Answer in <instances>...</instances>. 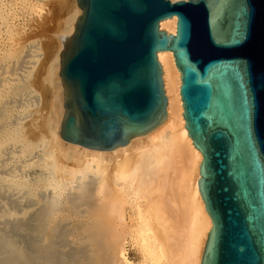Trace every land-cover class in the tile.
Listing matches in <instances>:
<instances>
[{
    "label": "water",
    "instance_id": "1",
    "mask_svg": "<svg viewBox=\"0 0 264 264\" xmlns=\"http://www.w3.org/2000/svg\"><path fill=\"white\" fill-rule=\"evenodd\" d=\"M61 53L60 138L110 152L167 117L160 52L181 74L212 226L201 264H264V0H77ZM176 17V32L160 29Z\"/></svg>",
    "mask_w": 264,
    "mask_h": 264
},
{
    "label": "bare ground",
    "instance_id": "2",
    "mask_svg": "<svg viewBox=\"0 0 264 264\" xmlns=\"http://www.w3.org/2000/svg\"><path fill=\"white\" fill-rule=\"evenodd\" d=\"M75 2L76 12L65 23L66 26L62 29L65 33L58 40L61 48L56 55L52 54L53 51L50 54L53 55V62L51 68L48 67L51 69L48 71L50 77L46 80H49L55 92L52 93L55 99L51 95V102L53 99L55 107L52 105V115L44 121L42 127L45 126L47 135H53L52 140L44 133L37 137L38 141L34 137L37 142L32 141L25 133L24 125H19L17 131L13 129L15 132H8L4 139H0V264H128L129 239L153 264H201L212 221L199 192V167L203 158L185 128L180 96L181 74L173 53L158 54L168 99L166 121L161 125L144 136L133 137L128 145L110 152L87 149L64 142L60 138L65 99L60 77L61 53L68 45L77 20L82 15L77 0ZM62 5L58 7L66 12L67 4ZM176 24L177 18L174 17L161 22L160 29L175 34ZM12 40V50L5 56H0V71L3 74H14V71L21 70L22 67L26 68L25 65L35 64L40 57L39 42L17 48L18 44L14 38ZM8 63H12L11 70ZM12 81L16 82V79H11V83ZM42 81L41 78L40 82ZM6 82L8 77L6 79L0 76V88H4ZM13 85L15 95H29L34 100L37 99L30 80ZM4 108H0V130L5 124ZM35 113L37 112H32L28 117ZM36 121L37 118L34 122L37 123ZM34 122L31 124L32 128L37 125ZM9 143L21 146L22 151L18 150V146L15 154L19 151L30 157L39 153V160L46 172V176L42 177H46L45 180L54 185L57 191L69 188L74 191L70 192L68 203L61 202L59 197H51V200L47 198L49 201L39 210H32L29 218V215L26 218L20 217L19 204L9 196L6 199L3 197L5 192L15 188L16 182L4 177L5 172L12 167L11 165L6 171V163L2 162ZM70 158H76L77 162L68 163ZM69 205L71 208L67 207ZM71 212L80 218L75 229V226L69 225L71 221H68V214L73 215ZM129 215L131 226L128 222ZM70 237L74 238L77 247L70 246ZM69 246L74 249L68 250Z\"/></svg>",
    "mask_w": 264,
    "mask_h": 264
},
{
    "label": "rangeland",
    "instance_id": "3",
    "mask_svg": "<svg viewBox=\"0 0 264 264\" xmlns=\"http://www.w3.org/2000/svg\"><path fill=\"white\" fill-rule=\"evenodd\" d=\"M64 2L67 4L66 7H68L66 9V12L65 11L62 12L60 10L61 9L60 6L62 4H65ZM68 4H69V6H68ZM58 5H60V6L58 7ZM75 8H76L75 0H0V56H3V55L5 56V54H8L9 51L12 50V47L14 44V42L12 40L13 38H14V41L18 44L17 48L24 46L25 44H29V43L33 44V42H39V44H40V51H39L40 57L37 58V62H35V64L25 65L26 68L22 67L21 68L22 71L21 70L14 71V74H3L0 71V74L2 73L0 76L5 77L6 79L8 77V82L5 83V87L0 88V97H1L0 98V108L3 109L5 106L4 112L6 113L5 117H4V122H5L4 127L5 126L6 127L5 128L3 127L2 130H0V133H1L0 139L1 138L4 139L5 134L8 132L17 131V128L19 127V125L21 127L24 125L23 126L24 131H26L25 133L27 135H29V137H31V140L32 139L34 140V137L36 139L37 137L38 138L41 137V135L43 136L44 133H45V135H47V131H45L46 128H45V126L42 127V125H44V121H46V119L51 117L53 109H54L52 107V105L55 104L53 101V99H55V97H54V95H52L54 90H52V87L49 84V80H46L50 77V72H48V71L51 70L50 68H51L52 62H53V58H52L53 55H50V54H51V51H53L52 54L56 55L57 52L60 50L61 45H59V41H58L59 37H60V35L65 33V32H63L62 29L65 28V26H66L65 23H67V21L69 20V17L71 15L75 14V12H76ZM59 10H60V12H59ZM60 20H61V22H60ZM9 35H11V36H9ZM71 37H72V35H71ZM12 42H13V44H12ZM56 44L59 46L57 47ZM54 50H55V52H54ZM49 51H50V53H49ZM8 64H9L8 65L9 70H11V68H12L11 64L12 63H8ZM48 67H50V68H48ZM11 72L13 73V71H11ZM47 72L49 75L47 74ZM12 75H14V76H12ZM9 77H11V79H16V82L12 81V83H11V79ZM41 78L43 80L42 82H40ZM29 80L31 81V85L33 86L32 87L33 91L36 92V94H37V99L35 98V100L32 96H30L31 97L30 98L29 95H24V96L20 97L19 95H17V94L15 95L13 93V88H14L13 83L19 84V82H20V84H22V83H25ZM38 81L41 83V86H40V83H38ZM37 85H38V87H37ZM8 88H9V90H8ZM5 89H7L8 91ZM1 91H3V92H1ZM54 94H55V92H54ZM51 95L53 96V99H52L53 103L51 102V98H52ZM3 103H5V104H3ZM2 104L4 106H2ZM51 109H52V111H51ZM32 112L33 113L37 112L34 114V116L32 115L34 118L32 116L28 117V115H30ZM24 114H26V115H24ZM14 117H16V118H14ZM36 118H37V121H36L37 123L34 122V120H36ZM12 121H14L17 124H15ZM33 122L35 124H37V125H35L36 127L33 125L34 128H32V125H31ZM6 123H7V125H6ZM28 132H29V134H28ZM47 136H49L50 139L52 140L53 135L51 133L48 134ZM38 138L36 139L37 141H38ZM37 141H35V142H37ZM6 146H8L9 148L6 147L7 152L4 155L5 157L3 156L4 159H6V160L3 159L2 162L6 163V171H7V168L11 167V165H12V167H11L12 171L9 170L10 169L9 168L8 171L5 172L4 177H7L13 183L15 181L18 183L15 182L14 183L15 188L13 187V189H9V191H8L9 193L5 192L3 197L6 199L7 198L6 196H9L8 198L13 199L17 205L19 204L18 205V207H19L18 214L20 215V217L26 218L29 215L28 216V218H29L31 216V213L39 210L42 206H44L46 204V201L48 202L49 200L53 199L51 197H54V198L59 197V200L61 202H67V200L69 201V199H70L69 195H71L70 192H74L73 190H71L69 188V186H68V188H69L68 190H58L57 191L54 189V185H51L50 183L47 182V180H45L46 177H44V178L42 177V175L46 176V172H44L43 163L41 162V160H39L40 159L38 156L39 153H37L34 156H30V157H32V158H30L29 156H24L23 154L20 153L22 151L20 145H17V147H16V144H13V143L10 144L9 143ZM18 146H20V147L18 148ZM15 148H18V150L20 152L18 151L19 153L17 152L15 154V151L17 150ZM9 150H10V152H9ZM11 156L13 159H11ZM21 156H24V157L22 158ZM8 159H9V161H8ZM17 160H18V162H17ZM34 162H36V163H34ZM75 162H77L76 158L74 160H72L71 158L68 159V163H75ZM33 165H35L36 167ZM14 168H16L17 170ZM39 168H41V169H39ZM20 174L23 176H21ZM11 175H12V177H11ZM16 177H17V179H16ZM38 178H39V181H37ZM31 183H33V184H31ZM44 183L45 184L47 183V184L45 185ZM25 186H27V187H25ZM13 190H14V192H13ZM24 190L27 191L28 193L27 192L25 193ZM22 191H24V192H22ZM10 192L11 193L13 192L14 194L12 193L13 194L12 195ZM30 192L33 193L34 195L33 194L31 195ZM53 195H55V196H53ZM13 196L15 199L13 198ZM27 196L29 198H27ZM47 198L49 200H47ZM67 198H69V199H67ZM16 199H18V201ZM30 199L31 200L35 199L36 201L35 200L31 201ZM27 200H28V202L26 203L25 201H27ZM39 201H41V202H39ZM20 203H22V205ZM25 204H27V205H25ZM40 204H42V205H40ZM36 206H37V208H35ZM69 206H67V207L71 208V205H69ZM21 209H23V210L21 211ZM34 209H36V210L34 211ZM32 210H33V212H31ZM69 214H68V221H71L70 222L71 224L69 223V225L70 226L72 225L71 227L75 226V227H73L75 229L77 227L78 221H80V218L77 215L73 214L72 212H71V214H73V215H69ZM74 217H76V218H74ZM128 219H129L128 222L130 223V226H131L132 223L130 222V215H129ZM71 227H70V229H71ZM72 237H74V236H72ZM76 244L77 243L74 240V238L70 237V246L74 245V247H77L78 245L75 246ZM70 246L68 247V250H69V248H71ZM74 247H72L71 249H74ZM127 253H128L127 258L130 261V263H128V264H153V262L149 258L145 257L144 254L139 250V248L134 244V242L130 241V239L128 240V244H127ZM43 264H46V263H43ZM68 264H71V262H69Z\"/></svg>",
    "mask_w": 264,
    "mask_h": 264
}]
</instances>
